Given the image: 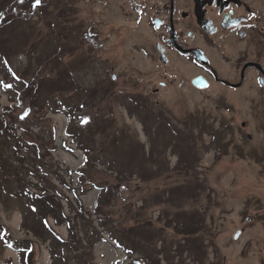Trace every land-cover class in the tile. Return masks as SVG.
<instances>
[{
    "label": "rangeland",
    "instance_id": "rangeland-1",
    "mask_svg": "<svg viewBox=\"0 0 264 264\" xmlns=\"http://www.w3.org/2000/svg\"><path fill=\"white\" fill-rule=\"evenodd\" d=\"M121 3L0 0V264H260L264 111L246 90L229 105L178 88ZM19 77L35 85L25 95ZM17 177L65 218L44 225ZM53 232L81 248L68 253Z\"/></svg>",
    "mask_w": 264,
    "mask_h": 264
},
{
    "label": "flooded vegetation",
    "instance_id": "flooded-vegetation-1",
    "mask_svg": "<svg viewBox=\"0 0 264 264\" xmlns=\"http://www.w3.org/2000/svg\"><path fill=\"white\" fill-rule=\"evenodd\" d=\"M119 9L123 18L143 27L138 32L146 57L161 66V73L171 68L178 88L211 89L229 105L227 93L246 90L255 97L252 107L264 111V0H122ZM255 250L264 264V239Z\"/></svg>",
    "mask_w": 264,
    "mask_h": 264
},
{
    "label": "trees",
    "instance_id": "trees-1",
    "mask_svg": "<svg viewBox=\"0 0 264 264\" xmlns=\"http://www.w3.org/2000/svg\"><path fill=\"white\" fill-rule=\"evenodd\" d=\"M19 80H20V82H19L20 88L17 89L15 87L17 93H23L24 92L23 95H25L26 94V90H30L32 87H35V85H34L33 82L29 83V81H27L28 79H23L22 77H19ZM25 85H28V86L30 85V86H29L28 89L25 90ZM54 94L55 93H48L47 95H49V97H51ZM56 96H57L56 97V100H59L58 94H56ZM34 97H35V95H34ZM12 99H13V97H12ZM34 100H39V97H36ZM45 102L47 104H49V105H51L53 103V102L51 103L49 101H45ZM8 130H9V136H8L9 139L7 140V143L14 141V133L11 132L13 130H11L10 128H8ZM73 136L75 137V134H73ZM83 148H85V146H83ZM86 161L89 162L90 161V158L86 159ZM3 163H4V161H3ZM11 168L12 169H16L13 165H11ZM82 172H83V176L87 177L88 181H91L90 180L91 179L90 178V175H87L88 174V170L85 169V170H82ZM10 173H15V171H11ZM0 179H3L4 181L5 180L6 181L9 180L7 175H4V177H0ZM17 181H20L21 182V185L17 189V193H18L19 199L24 200L26 198L25 199V206L26 205L29 206L31 204V202H30L31 200L30 201H27V198L28 197H31V199L32 198L35 199V202L37 200V202L39 204V207H42V210H40L39 207L36 206V205L33 206V210H34V213L35 214H39V216H41L44 225H45V223L47 224V218H45V216H47L48 214L51 215L52 217H54L57 220V222H59L58 217L60 218V220L64 217L63 212H62V208L63 207H62L61 201H56V199H55L54 196H44V194L46 193V191L45 190H41V189H39L40 194L35 195V194H33L32 192H30L28 190V186L25 185V180L23 178L17 177ZM12 182H13V180L10 181V184H12ZM96 187L101 188L103 191L105 189H107L106 188L107 187L106 184H103V185H100L99 184ZM13 191H15V190H13ZM107 191L109 192V194L107 196H105V197L100 196L99 202L107 201V202L110 203V202L113 201V198H111V196H110L111 192L113 193V190L111 191V189H107ZM101 204L102 203H99V210L101 209ZM63 221L64 220H62V222ZM102 221H104V220H102ZM103 224L107 226L106 223L103 222ZM47 226H48V224H47ZM107 232L110 233L109 234L110 238L113 241L116 242V244H117L118 247H121V248H124L125 247L126 248V246L124 245L123 241L118 237L117 232H115L114 230H112V228L108 229ZM5 234H6L5 230L1 232V238L3 240H5V238H4ZM53 234L55 235L54 241L56 243H61L60 246H62V244H63L65 247H67L68 248L67 249V252L68 253H70L72 251H77V249H80L81 248V246H80L81 245V242L78 241V239L76 238V235H73V237H74L75 240L73 241V243H72L73 245H72L70 243H65V241L59 235H57L55 232H53ZM126 251H129V248H126ZM64 259H65V261H68L67 258H64Z\"/></svg>",
    "mask_w": 264,
    "mask_h": 264
},
{
    "label": "snow or ice",
    "instance_id": "snow-or-ice-1",
    "mask_svg": "<svg viewBox=\"0 0 264 264\" xmlns=\"http://www.w3.org/2000/svg\"><path fill=\"white\" fill-rule=\"evenodd\" d=\"M21 3H23V0H21ZM41 3V0H35V4H34V6H38L39 4ZM88 119L89 118H84V123H87L88 122Z\"/></svg>",
    "mask_w": 264,
    "mask_h": 264
},
{
    "label": "water",
    "instance_id": "water-1",
    "mask_svg": "<svg viewBox=\"0 0 264 264\" xmlns=\"http://www.w3.org/2000/svg\"><path fill=\"white\" fill-rule=\"evenodd\" d=\"M238 235H239V233L235 235V238H237V237H238Z\"/></svg>",
    "mask_w": 264,
    "mask_h": 264
}]
</instances>
